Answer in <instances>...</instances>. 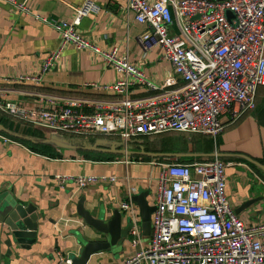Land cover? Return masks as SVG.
<instances>
[{
    "label": "built area",
    "instance_id": "obj_1",
    "mask_svg": "<svg viewBox=\"0 0 264 264\" xmlns=\"http://www.w3.org/2000/svg\"><path fill=\"white\" fill-rule=\"evenodd\" d=\"M28 1L0 0V4L54 29L60 43L45 58L39 76L14 81L39 85L72 47L95 54L118 76L109 86L84 87L109 91L117 98L95 103L53 101L50 108H26L0 94V114L20 124L127 146L166 133L201 135L216 143L227 128L257 108L264 87V0H126L124 10L145 27L139 37L143 50L160 47L180 79L163 86L152 84L127 52L102 49L80 33L82 20L101 10L95 0L73 7L69 22L39 15ZM138 86L151 95L133 98L131 91ZM156 165L160 167L154 193L157 210L148 241L137 207L131 200L121 205L132 220L134 249L122 264H264V222L247 226L228 199L227 171L233 163L215 157ZM54 180L62 190L73 184L82 191L114 184L117 178L56 175ZM72 263L68 255L58 254V264Z\"/></svg>",
    "mask_w": 264,
    "mask_h": 264
},
{
    "label": "crops",
    "instance_id": "obj_2",
    "mask_svg": "<svg viewBox=\"0 0 264 264\" xmlns=\"http://www.w3.org/2000/svg\"><path fill=\"white\" fill-rule=\"evenodd\" d=\"M85 1L29 0L28 6L51 20L69 22L74 14L72 8L82 6ZM95 1L101 8L100 12L84 18L79 28L86 39L107 51L118 48L122 54L127 52L130 61L139 66L154 85L180 82L172 64L163 57L160 47H154L148 52L143 50L139 36L145 31V27L135 21L133 14L124 10L126 0ZM59 43L60 37L54 29L9 5L0 4V94L26 108H50L51 102L65 100L88 103L113 101L117 97L114 93L85 88L84 85H112L118 78L115 70L106 66L95 54L72 47L65 51L58 67L47 73L39 85L14 81L21 76H39L45 58L56 50ZM131 93L133 98L151 95L143 86L133 88ZM1 120L7 121L6 125H0L9 133L0 132V198L6 197L26 206L33 204L42 214L38 242L30 250L6 241L3 225L0 224V264H58L59 253L68 255L71 259L78 258L83 249L80 244L82 237L91 241L100 239V235L78 215L77 206L82 199L85 200V208L94 215L105 209L107 219H111L112 212L121 209L123 203L145 191L150 192L147 198L150 205L154 206L157 188L154 182L157 176L153 177L152 173L155 169L160 170L157 165L153 166L158 163L156 160L144 162L142 159H133L136 156L103 152V146L97 145L102 139H95L93 142L94 139L57 134L45 128L20 124L4 114H0ZM233 127L224 135L223 149L217 151L221 160L233 163L227 171V192L228 199L233 200V204L230 203L236 210L250 200H259L255 205L264 201V193L250 186L255 183L264 188V87L259 90L256 110ZM18 140L50 146L56 149L59 157L50 158L34 152ZM212 141L213 145L209 150L204 147V143H199L196 151L193 147L188 153H166L204 155L202 162H207L214 159L212 155L215 154V147L214 140ZM218 141L219 139L217 148ZM157 143L158 146L154 144L160 149L162 141L158 140ZM82 153H102L122 158L94 161L86 159ZM189 159L187 157L178 161L182 164L193 163ZM166 161L168 162L165 163H169V160ZM249 164L256 166L257 170ZM234 167L244 168L250 175L248 182H236V190L229 183V176L235 172L231 170ZM56 175L114 176L117 180L114 184L95 185L82 191H78L73 184L62 190L54 180ZM131 189H136V193L131 195ZM134 205L140 216L138 206ZM252 208L254 207L242 212L239 217L253 215L257 220L264 218L261 216L264 215L263 210ZM124 224L125 227L126 223ZM125 244L122 253L116 254L113 249L111 252L93 255L88 264H122L134 254L129 239Z\"/></svg>",
    "mask_w": 264,
    "mask_h": 264
},
{
    "label": "water",
    "instance_id": "obj_3",
    "mask_svg": "<svg viewBox=\"0 0 264 264\" xmlns=\"http://www.w3.org/2000/svg\"><path fill=\"white\" fill-rule=\"evenodd\" d=\"M228 18L232 19L233 14L228 13ZM0 132L9 133L3 126L0 125ZM97 145L103 146V152L118 153L123 156L133 157H150L154 159L165 160H179L182 158H203L204 155L199 154H155L148 153L144 147H140L138 150L133 145H126L119 142H114L107 139L98 141ZM122 148V149H121ZM211 156V155H210ZM212 157H220L218 153L212 155ZM207 158V157H206ZM150 192L145 191L142 194L132 197V202L135 203L140 212L142 220V230L145 238H149L152 233V216L157 210L156 206L150 205L148 196ZM259 200H250L244 203L241 207L235 210L236 214H240L250 207L257 204ZM78 215L83 219L85 224L94 229L99 235L100 239L97 241L84 240V237L80 239V244L83 246L82 252L78 258H72V264H88L93 255H97L104 252H111L116 246L123 241V229L124 222L127 224L132 223V220L121 212L120 209H116L112 212L111 219L106 218V210H99L96 215L85 208V200L82 199L78 206ZM41 212L36 206L19 204L14 200H10L6 197L0 198V224L3 225V232L6 237V241H9L13 245H17L24 250H30L32 246L38 242V234L41 229L40 219ZM132 228V225H131ZM125 241V239H124ZM126 242V241H125Z\"/></svg>",
    "mask_w": 264,
    "mask_h": 264
},
{
    "label": "trees",
    "instance_id": "obj_4",
    "mask_svg": "<svg viewBox=\"0 0 264 264\" xmlns=\"http://www.w3.org/2000/svg\"><path fill=\"white\" fill-rule=\"evenodd\" d=\"M116 98L117 97H115V99ZM0 123L3 124V125H6L7 121L1 120ZM6 136H8V135H6ZM197 136H199V137H197L199 139L192 138L190 140H189V138L183 136V137L180 138L182 140L181 144H180L178 139L175 140L176 142H172L171 140L168 141L171 138L165 139V140L162 141V144L160 145V147H161L160 149L157 147L158 145L156 146L154 143H153L154 145H151L150 147H148V145H147L148 142L147 143H143V144L147 146V152L150 151V152H162V153H166V152L174 153V152H180V151L184 152V153L185 152L188 153V150H189L188 141L194 144V149H195L194 151H196L197 146L199 145V143H204L203 145L207 149L209 147H212L213 141H212L211 138L204 137V136H201V135H197ZM200 138H202V139L200 140ZM147 139L148 138H142L141 140L147 141ZM191 140H193V141H191ZM18 141L20 143H22V144H25L26 146H29L34 152H37L39 154H42V155H45V156H49L50 158H58L59 157L57 155V153H56V149L51 148L50 146L33 145V144L29 143V142H25V141H22V140H18ZM92 141L94 142L95 139L92 140ZM139 144L140 143H135L134 146H138ZM213 150H214V148H213ZM199 151L200 150L198 149L197 152H199ZM82 155L86 159L94 160V161H114V160H118V159L122 158L121 156L110 155V154H102V153H82ZM133 159H136V160L142 159L144 162H152L153 160H156L158 163L168 162L165 159H161V158L160 159H153V158H150V157H139V156L133 157ZM194 161L195 162H202L203 158H190L189 159V162H194ZM249 165L256 169V166H254L252 164H249Z\"/></svg>",
    "mask_w": 264,
    "mask_h": 264
},
{
    "label": "rangeland",
    "instance_id": "obj_5",
    "mask_svg": "<svg viewBox=\"0 0 264 264\" xmlns=\"http://www.w3.org/2000/svg\"><path fill=\"white\" fill-rule=\"evenodd\" d=\"M143 34V33H142ZM141 34V35H142ZM140 35V36H141ZM139 36V37H140ZM232 129H234V127L233 128H230L229 130H226L220 137H219V141H218V147L219 148H217V142L215 143L214 142V153L216 154V153H218L219 154V152L217 151V149H220V150H222L223 149V145H224V143H223V140H224V138H225V134L227 133V132H229V131H231ZM48 130V129H47ZM180 136H184V137H187V138H197V137H199V136H197V135H189V134H180V133H166V134H162V135H159V136H155V137H152V138H148L147 139V141H145V140H140V144L138 145V146H134L135 148H137V149H139L140 147H144L146 150H147V146L146 145H144L143 143H147V145H148V147H150L151 145H154L153 143H156L157 145H158V143H157V141L159 140V141H163V140H165V139H168V138H171V139H169L168 141H172V142H176L175 140L176 139H178L179 140V142H180V144L182 143V140L180 139ZM150 141V142H149ZM188 143H189V149H193V143H191V142H189L188 141ZM155 144V145H156ZM139 147V148H138ZM150 152V151H149ZM153 153V152H152ZM163 154H169V153H163ZM231 170H234L235 172L231 175V176H229V183H230V185H232L233 186V188H235L234 190H236V182H248V179L247 178H250V175H249V171H246V169H244V168H240V167H234V168H232ZM149 172H151V169H150V171ZM158 173H159V169L157 170V169H155V171H154V173H152V176L153 177H155V176H157L158 175ZM154 186H157V184H156V181L154 182ZM250 186H253V187H256V189H258L259 190V192H261L262 194L264 193V188L263 187H261L259 184L258 185H255V183H251V185ZM151 196H153V194H152V192H151ZM230 200V202L233 204V200L232 199H229ZM154 204V203H153ZM154 206H156V202H155V204H154ZM254 208H252V209H254V210H256V209H261V210H263L264 211V201H262V202H260L258 205H255V206H253ZM261 216H264V215H261ZM241 218V217H240ZM245 223H246V225L247 226H250V225H258V224H260V223H263L264 222V218L263 217H260L258 220H257V218L255 219L254 218V216L253 215H251V216H246V217H243V218H241ZM130 232H131V225L130 224H127L125 227H124V229H123V241L122 242H120V244L118 245V246H116L115 248H114V250H115V253L116 254H118V253H122L123 252V250H124V248H125V241H128V239L130 240ZM124 239H125V241H124ZM145 241H148L149 239L148 238H145L144 239Z\"/></svg>",
    "mask_w": 264,
    "mask_h": 264
}]
</instances>
